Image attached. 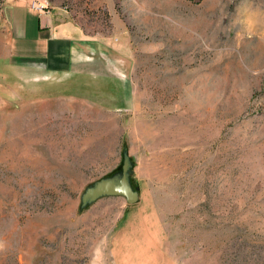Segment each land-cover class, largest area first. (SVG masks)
I'll list each match as a JSON object with an SVG mask.
<instances>
[{"label": "rangeland", "instance_id": "374dc122", "mask_svg": "<svg viewBox=\"0 0 264 264\" xmlns=\"http://www.w3.org/2000/svg\"><path fill=\"white\" fill-rule=\"evenodd\" d=\"M45 2L72 53L10 58ZM0 264H264V0H0Z\"/></svg>", "mask_w": 264, "mask_h": 264}, {"label": "crops", "instance_id": "0c3cea01", "mask_svg": "<svg viewBox=\"0 0 264 264\" xmlns=\"http://www.w3.org/2000/svg\"><path fill=\"white\" fill-rule=\"evenodd\" d=\"M10 58L33 64L65 59L72 53L70 39L51 26L50 17L41 16L29 4L16 3L8 13ZM72 45V44H71Z\"/></svg>", "mask_w": 264, "mask_h": 264}, {"label": "water", "instance_id": "95a60500", "mask_svg": "<svg viewBox=\"0 0 264 264\" xmlns=\"http://www.w3.org/2000/svg\"><path fill=\"white\" fill-rule=\"evenodd\" d=\"M132 165L127 155L123 156L120 172L97 181L87 188L80 197V205L86 206L105 197H121L126 204L133 205L139 200V193L130 181Z\"/></svg>", "mask_w": 264, "mask_h": 264}, {"label": "built area", "instance_id": "2783aa9c", "mask_svg": "<svg viewBox=\"0 0 264 264\" xmlns=\"http://www.w3.org/2000/svg\"><path fill=\"white\" fill-rule=\"evenodd\" d=\"M31 7L35 9L40 15H47L49 13L48 11V3L45 2L44 4L41 3H32Z\"/></svg>", "mask_w": 264, "mask_h": 264}]
</instances>
